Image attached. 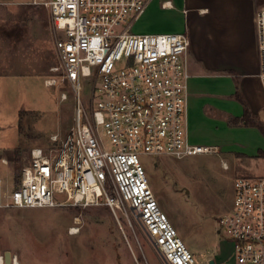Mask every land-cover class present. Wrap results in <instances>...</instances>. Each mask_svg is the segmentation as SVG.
<instances>
[{
    "label": "built area",
    "instance_id": "1",
    "mask_svg": "<svg viewBox=\"0 0 264 264\" xmlns=\"http://www.w3.org/2000/svg\"><path fill=\"white\" fill-rule=\"evenodd\" d=\"M151 1L35 0L49 9L59 58L54 69L74 92L73 126L64 136L52 134L48 148L31 149L1 207L105 205L115 211L125 203L165 264H198L157 202L140 156L182 158L219 149L187 137L188 37L131 31ZM255 24L264 87V6ZM81 79L91 81L88 110ZM233 188L232 204L217 222L232 259L220 264H264V177L239 176Z\"/></svg>",
    "mask_w": 264,
    "mask_h": 264
},
{
    "label": "rangeland",
    "instance_id": "2",
    "mask_svg": "<svg viewBox=\"0 0 264 264\" xmlns=\"http://www.w3.org/2000/svg\"><path fill=\"white\" fill-rule=\"evenodd\" d=\"M58 64L49 9L35 0H0V256L9 251L17 264H165L125 203L115 211L105 205L1 207L31 149L48 148L52 134L64 136L73 126L74 92L61 82ZM50 78L56 85L44 84ZM90 95L91 81L81 79L87 110ZM140 158L157 202L196 262L231 260L230 241L217 222L232 204L237 177H264V158L223 152Z\"/></svg>",
    "mask_w": 264,
    "mask_h": 264
},
{
    "label": "crops",
    "instance_id": "3",
    "mask_svg": "<svg viewBox=\"0 0 264 264\" xmlns=\"http://www.w3.org/2000/svg\"><path fill=\"white\" fill-rule=\"evenodd\" d=\"M263 6L264 0H152L134 21L135 33H181L189 39L186 129L191 143L214 145L226 155L264 153V133L246 120L264 126L255 24Z\"/></svg>",
    "mask_w": 264,
    "mask_h": 264
},
{
    "label": "water",
    "instance_id": "4",
    "mask_svg": "<svg viewBox=\"0 0 264 264\" xmlns=\"http://www.w3.org/2000/svg\"><path fill=\"white\" fill-rule=\"evenodd\" d=\"M3 260H4V263L5 264H11V262H12V256H11V253L9 251H6L4 253ZM208 264H215L214 259H212V258L209 259L208 260Z\"/></svg>",
    "mask_w": 264,
    "mask_h": 264
},
{
    "label": "trees",
    "instance_id": "5",
    "mask_svg": "<svg viewBox=\"0 0 264 264\" xmlns=\"http://www.w3.org/2000/svg\"><path fill=\"white\" fill-rule=\"evenodd\" d=\"M245 118H247V117L245 116ZM246 120H247L248 123H251V124H253V125H256V126L260 127V129H261L262 132L264 133V126H263L262 123H260V122H256V121H254V120H252V119H250V118H248V119H246ZM259 154H260L261 157L264 158V153H263V152H260Z\"/></svg>",
    "mask_w": 264,
    "mask_h": 264
},
{
    "label": "bare ground",
    "instance_id": "6",
    "mask_svg": "<svg viewBox=\"0 0 264 264\" xmlns=\"http://www.w3.org/2000/svg\"><path fill=\"white\" fill-rule=\"evenodd\" d=\"M223 167H226V165H223ZM12 258H15L12 262L13 264H17L16 263V257L12 256ZM0 264H3V259L0 257Z\"/></svg>",
    "mask_w": 264,
    "mask_h": 264
}]
</instances>
